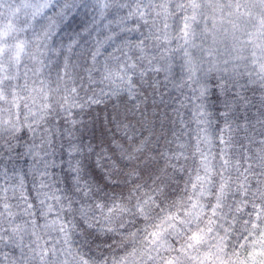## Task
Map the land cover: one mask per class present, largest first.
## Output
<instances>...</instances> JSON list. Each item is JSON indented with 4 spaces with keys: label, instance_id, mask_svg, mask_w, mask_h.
Returning a JSON list of instances; mask_svg holds the SVG:
<instances>
[{
    "label": "clouds",
    "instance_id": "9594fccd",
    "mask_svg": "<svg viewBox=\"0 0 264 264\" xmlns=\"http://www.w3.org/2000/svg\"><path fill=\"white\" fill-rule=\"evenodd\" d=\"M0 264H264V0H0Z\"/></svg>",
    "mask_w": 264,
    "mask_h": 264
}]
</instances>
